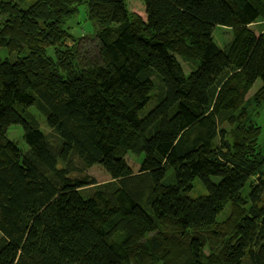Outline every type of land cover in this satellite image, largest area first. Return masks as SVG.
<instances>
[{
    "label": "trees",
    "instance_id": "1",
    "mask_svg": "<svg viewBox=\"0 0 264 264\" xmlns=\"http://www.w3.org/2000/svg\"><path fill=\"white\" fill-rule=\"evenodd\" d=\"M23 1L0 0V264H264V0H141L146 18L126 0ZM82 3L92 39L65 28ZM218 27L234 31L222 52ZM96 164L112 181L75 197Z\"/></svg>",
    "mask_w": 264,
    "mask_h": 264
},
{
    "label": "rangeland",
    "instance_id": "2",
    "mask_svg": "<svg viewBox=\"0 0 264 264\" xmlns=\"http://www.w3.org/2000/svg\"><path fill=\"white\" fill-rule=\"evenodd\" d=\"M126 1L128 3L129 9L131 11H134V12L138 13L141 17L146 18L145 7L142 4L141 0H126ZM33 3H34L33 0H25L23 2H20V6L27 8L28 6H30ZM87 14H88V4L82 3L79 6L78 12H76L70 18V21H68L67 24L65 25V28L73 36H75L76 39L78 37H84V36L92 39V38L96 37V32H97L98 28H100L96 22L94 23L88 19ZM250 29L257 34L264 33V21H260L258 23L252 24L250 26ZM233 36H234V31L232 29L224 28V27H218L215 29L214 39H215L216 43L218 44V46L220 47L221 52H222L223 48L231 42V40L233 39ZM172 37H173V33L171 32L167 35L158 36L157 39L158 40H165V39H169ZM74 43L75 42H73L71 40L64 41L63 47H66V46L67 47H74ZM81 48H82V51L84 53L86 52V54L92 55L93 51H95L94 46L92 44H89L88 42L83 43L81 45ZM219 55L212 62L217 61V63H218L220 61ZM177 58L181 64L184 72L187 75L197 68L196 67L197 65L195 63L196 61L186 60L181 56H177ZM260 87H261L260 82H258L256 85H254L251 88L249 94L246 96L247 99H250L251 96L254 94V92H256ZM192 99L195 101V103L199 107H203L204 105L207 104V99H206V96L204 93H199V94L195 95L194 97H192ZM150 104H151V106H150V108L146 109L145 114H147L149 111L152 110L151 109L152 102ZM169 107H170L169 105H163L160 107V109L151 113L146 118V120L143 122V124H142L143 128L144 129L148 128L151 125V123L158 117V115H160V113L162 111L168 109ZM262 109H263V114H262V116L257 118V122L263 128V135H262L261 139L259 140L257 148L260 149L261 154L264 155V105H263ZM26 113L29 115L35 116V118L38 121L39 128L43 133H45V134L50 133V129L47 126L46 117L39 111L37 105H35L29 109H26ZM8 136L10 139L17 141L21 148H23L24 150L27 149V145L23 140V130H22L21 126L10 127ZM143 159H144L143 155H136L133 152H128L125 155V160L127 161V163L130 165V167L133 169V171L135 173H138L140 171ZM87 174H89L95 180L97 185H95V186H85V185L75 186L72 189V192L75 194L74 195L75 197H78V196L80 197V195L84 198L88 197L96 187L104 185V184L112 181V178L103 169V167L100 165H97V164L93 165L91 168H89L87 170ZM171 176H172V174L170 175V177ZM206 193H207V191L205 190L204 186L197 180V182L195 184V188L192 192V195L196 197L199 194H206ZM0 237H1V234H0ZM156 264H161V263L157 262Z\"/></svg>",
    "mask_w": 264,
    "mask_h": 264
}]
</instances>
